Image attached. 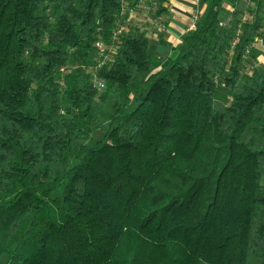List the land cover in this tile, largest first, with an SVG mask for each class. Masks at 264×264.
I'll return each instance as SVG.
<instances>
[{
    "label": "trees",
    "instance_id": "obj_1",
    "mask_svg": "<svg viewBox=\"0 0 264 264\" xmlns=\"http://www.w3.org/2000/svg\"><path fill=\"white\" fill-rule=\"evenodd\" d=\"M200 2L161 56L124 0H0V264H264V0Z\"/></svg>",
    "mask_w": 264,
    "mask_h": 264
},
{
    "label": "crops",
    "instance_id": "obj_2",
    "mask_svg": "<svg viewBox=\"0 0 264 264\" xmlns=\"http://www.w3.org/2000/svg\"><path fill=\"white\" fill-rule=\"evenodd\" d=\"M148 3V7L144 3L143 7L126 5L122 9V16L125 14V17L127 14L132 24L141 25L148 37V47L154 50L157 55H171L174 53V48L179 43L181 35L193 26L194 12L198 14L202 10L203 4L200 0L196 3L192 0H153ZM244 4L245 0H222L218 14L219 20L227 23L230 12L235 8H240L242 14ZM246 17H249L248 12ZM254 42L262 46L261 49L264 51V28L261 29L258 39ZM253 45H251V65L264 64V54L256 52Z\"/></svg>",
    "mask_w": 264,
    "mask_h": 264
},
{
    "label": "rangeland",
    "instance_id": "obj_3",
    "mask_svg": "<svg viewBox=\"0 0 264 264\" xmlns=\"http://www.w3.org/2000/svg\"><path fill=\"white\" fill-rule=\"evenodd\" d=\"M126 1H127V0H124V3H125ZM146 1H147V0H140V1H139L140 3L138 2V4L140 5V4L145 3V4H146V7H148L149 4H148V2H146ZM151 2H153V1H151ZM245 3H250V1H249V0H245ZM124 5L126 6V3H125ZM125 6H124V7H125ZM136 6H137V5H135V7H136ZM129 8H130V7H129ZM152 10H155V9L152 8ZM148 11L150 12V11H151V8H150ZM246 13H247V9H244V10L242 11V14H241V15H243V14L246 15ZM124 15H125V14H123V16H124ZM123 19H125L126 21L129 20L127 14H126L125 17H123ZM221 22H222V21H221ZM129 23H131L130 20H129ZM222 23H225V21H223ZM253 47L255 48V51H256V52L261 53V54H264V51L261 49L262 46H259L257 42H254ZM255 66H256V68H257L258 71H264V64L259 63V64L255 65ZM239 85H240V83L237 84V87H236L237 89H239ZM112 101H113V96L108 94V95L106 96V99H105V102H104V105H103V109H104L105 111L110 110V108H111V104H112ZM225 104H226L225 90H224V88H223V85H222L221 83H219V84L216 85V90H215L214 96H213V98H212V107H213L214 109H216V110H223ZM103 128H104V123H102V126L99 127V128H97V129L94 131V133H93L94 136L99 137V136L102 134V132H103V131H102ZM246 264H256V259H255V256H254L253 254L249 255Z\"/></svg>",
    "mask_w": 264,
    "mask_h": 264
},
{
    "label": "built area",
    "instance_id": "obj_4",
    "mask_svg": "<svg viewBox=\"0 0 264 264\" xmlns=\"http://www.w3.org/2000/svg\"><path fill=\"white\" fill-rule=\"evenodd\" d=\"M192 1L196 3L199 0H192ZM143 5L144 4H140L139 6L143 7ZM197 16H198V14L196 12H194L193 17H192L193 21L196 20ZM241 18L242 19H247L246 15H244V14L241 15ZM193 24H194V22H193ZM122 28H123V25L118 23V26H116L115 29H113V31H112V40H111V43L109 45V51H111V49L113 48V45H114L113 42H114L115 36L120 32V30ZM237 32H238V30H237ZM257 39H258V36H254L253 37V40H257ZM96 46H97L98 50H97V54H96V58H95V62H96L95 64H96V66H98L99 64H101L102 62L107 60L108 54H107V52H104V51L101 50V41L100 40L96 41ZM92 83L96 85L97 89H100L103 86V82L101 80H99L98 78H96L94 75H92Z\"/></svg>",
    "mask_w": 264,
    "mask_h": 264
}]
</instances>
